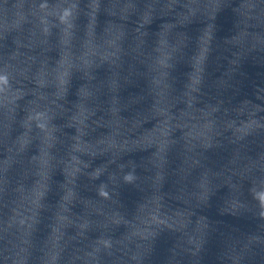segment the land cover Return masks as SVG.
Returning a JSON list of instances; mask_svg holds the SVG:
<instances>
[{"label":"water","instance_id":"water-1","mask_svg":"<svg viewBox=\"0 0 264 264\" xmlns=\"http://www.w3.org/2000/svg\"><path fill=\"white\" fill-rule=\"evenodd\" d=\"M0 264H264V0H0Z\"/></svg>","mask_w":264,"mask_h":264}]
</instances>
